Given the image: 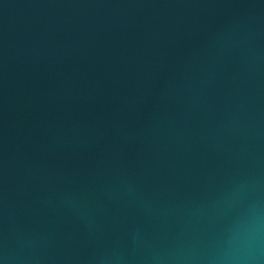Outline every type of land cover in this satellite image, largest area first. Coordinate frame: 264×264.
<instances>
[{"label": "water", "instance_id": "1", "mask_svg": "<svg viewBox=\"0 0 264 264\" xmlns=\"http://www.w3.org/2000/svg\"><path fill=\"white\" fill-rule=\"evenodd\" d=\"M0 264H264V0H0Z\"/></svg>", "mask_w": 264, "mask_h": 264}]
</instances>
